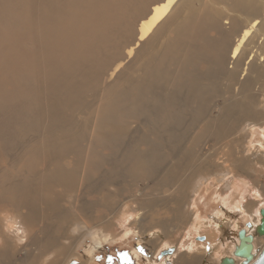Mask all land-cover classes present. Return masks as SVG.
<instances>
[{
    "label": "bare ground",
    "instance_id": "1",
    "mask_svg": "<svg viewBox=\"0 0 264 264\" xmlns=\"http://www.w3.org/2000/svg\"><path fill=\"white\" fill-rule=\"evenodd\" d=\"M28 1L30 3L32 42L37 47L36 63H38V75H40L39 84H37L42 89L40 90L42 91L40 98L42 97L43 100V94L46 92L45 96L51 97L52 100H46V102H51L46 104L43 103L44 101H38L41 118L34 125V128L39 130V135L36 137L35 144L32 143L33 145L28 146V159H25L26 155L23 158L25 163H29L28 176L17 180L11 177L12 174L10 175L9 172L2 173L3 178L5 177L7 180V183L2 186L8 189L12 195L11 199H16L18 203L28 207L25 215L19 217L14 215L13 220L2 219L5 223L2 224L4 227L2 242L4 246H7V254H2L6 262L2 264H7L9 260H12V264H15L13 262L15 260L18 261L16 264H31L30 260L33 258L37 260V256L39 257L42 251L54 249L58 243L56 231L59 225L55 227L57 226H53L55 222H50L52 227H39L38 221L43 213L51 214L52 217L55 215V218L61 216L66 221L73 219L76 209L72 207H69L68 210L61 209L56 195L38 191V188L32 184L34 180H38V183L45 181L49 184L52 183V186L54 184L70 189L73 182L80 178L86 188L97 192L105 185L121 179L123 172L128 173L131 167L142 166L145 170L144 173H148V176L153 178L158 177L164 185L180 180L173 199L174 203L178 205L186 196L189 179L192 180L188 174V176L185 174L182 179H179L180 172H192L194 176L195 170H198L205 163L207 165L210 161L204 162V160V163L201 164L196 159L199 153H191L192 151L187 147L183 148L181 141L190 131L188 122H192L193 124H190L192 126L196 122H204L202 127L209 132L204 130L202 134L208 132V138H210L209 136L218 137L219 140L222 137L225 139V134L228 136L227 132H237L232 130L234 127H229L230 124L227 125L228 123L232 122L233 125L235 122L242 125V122H246L240 129L241 133L245 134L244 132L255 124V122L253 124L245 121L250 118V108L247 106V102L256 97L253 90L256 89L257 92L264 84V0ZM41 2L44 4L42 8L40 7ZM65 29L71 35L72 29H74L73 32L79 30L85 37L79 52L77 50L74 54V50L72 51L68 42L67 44L60 43L68 41V34L65 35L64 33ZM120 35L130 37L128 43L123 47L124 56L121 57L130 58L133 55L137 58L130 64L133 66L130 74L124 76V71L121 69L122 71L117 74L116 82L113 80L114 82L107 84L103 95L106 96L105 100L95 106L96 115L93 114L94 110L92 113L94 117L91 116L93 120L89 121L95 125L90 134L88 132L90 131L88 130L89 125H91L88 123L89 118H83V121L78 122L69 114V111L77 109L79 98L83 92L80 89L78 91L73 90V86L76 84L73 77L76 71L80 72L83 75V80L80 78L83 86L94 85L95 88H100L107 72L112 69L113 73L120 64L115 65V69L110 67L111 64L108 62L110 55L104 53L110 43L119 55ZM73 41L75 42V39ZM74 42L72 43L74 44ZM74 46L77 45L74 44ZM114 54L112 58L115 59ZM201 64H204L203 70L198 68V65ZM126 67L128 68V65H125L124 68ZM119 82H122L120 87L117 86ZM131 91H135L136 94H131ZM236 94L239 95L240 100L238 96L235 97ZM216 96L223 99L222 115L216 122L212 120L210 122V116L206 114L207 107L210 106ZM254 113L256 114V111ZM126 117L138 120L134 130L129 128L128 122L124 124ZM260 130L262 131V138H264V127ZM133 131L134 134L139 133L132 136L130 133L133 134ZM201 135L198 133L195 138L199 139ZM213 139L215 140V138ZM84 141L88 143L84 144ZM230 141H235V139ZM248 145L247 150L254 151L253 154L255 156L260 155L264 161V145L260 142L257 144L249 143ZM98 148L108 149L110 153L102 154ZM168 151L177 153V156L173 157L176 160L175 164L166 160L169 155ZM191 157L193 162L189 164ZM69 158H71L70 165L68 162L70 160H67ZM24 161L21 160V163ZM105 163L110 167L101 170V165ZM19 166L21 167V165ZM37 166H43V169L38 170L39 167L37 168ZM199 171L201 170L199 169ZM92 172L99 173L100 177L97 176L98 179L94 180ZM196 173L198 172L196 171ZM205 179V176L196 178V183L194 181L192 186L193 193L196 194L198 186ZM226 179L223 185L225 190L229 189L231 184L229 176ZM256 191L259 194V191ZM217 195L222 197L220 194ZM253 198L255 199V197ZM258 202L264 201L259 199ZM41 204L45 206L43 211ZM236 204L224 208L217 214L215 213L214 220L209 217L206 219L198 216L196 210L191 208L188 229L192 228V231L198 234L203 231L205 226L211 225L209 223L213 220L215 227L221 233V237H219L218 242L206 245H202L204 241L202 243L197 242L200 245L193 243L187 245L185 256L190 257V264L201 262L203 264L209 255L216 259V261L214 259L215 263L212 264H219L223 256L231 255L233 247L225 248L227 246L225 245L226 242H223L225 235H228L233 227L232 224L234 221L236 222L234 219L239 218L240 215H246L249 218L250 216L247 214H253L252 209L247 204ZM187 207L189 206L186 205L185 208ZM77 213L80 216L87 214L86 207L80 205L77 208ZM186 215L188 214L185 213L184 216ZM25 217L32 228L31 230L28 228V232L36 230L42 236L37 237L35 234L37 232L30 233L28 240L33 248L27 249L26 253L24 252V258L22 256V259L21 257L19 259V257H15L17 248L14 247L18 245V242H21L24 234H26ZM129 219L135 223L139 216L132 212ZM259 219L258 211L257 217L255 216L251 220L244 218L241 226L245 228L246 233H251L254 236L253 252L255 255L258 253L256 250L258 246L256 243V226ZM54 221L58 222L61 219ZM247 221L251 223L249 227L245 225ZM158 222L156 223L158 224ZM58 223L62 225L61 222ZM144 230L148 231V238L154 240L162 238L156 252L165 249L162 248L163 245L174 246L173 255L179 251L180 245L178 246L177 242L173 245V241L170 238L169 240L166 239L160 229H154L151 232H149L150 229L144 228ZM129 231L132 230L129 229ZM135 231L133 229V232ZM163 231L165 232L164 229ZM209 233L212 232L209 231ZM123 234L126 235L127 232ZM169 234L171 233L169 232ZM232 234L234 246L238 242L237 230ZM31 237L37 238L31 240ZM144 239L142 237L140 243H145L146 240ZM218 248L220 251H225L226 254L223 253L222 256H219L220 253L215 254ZM191 252L201 254L197 256ZM183 256L178 257L179 263L173 262V264H187ZM195 257H198L200 262H197ZM235 264H239V261Z\"/></svg>",
    "mask_w": 264,
    "mask_h": 264
},
{
    "label": "rangeland",
    "instance_id": "2",
    "mask_svg": "<svg viewBox=\"0 0 264 264\" xmlns=\"http://www.w3.org/2000/svg\"><path fill=\"white\" fill-rule=\"evenodd\" d=\"M43 6L44 4L41 2L40 7L42 8ZM29 9H30V3L28 0H0V191H1L0 192V264L6 262L3 259L2 254H7V246H4L2 242V236L4 234V227L2 224H5L4 221H2V219L8 218V220H13L14 215H17L18 217L20 215H25L28 208L24 206L25 204L22 205L18 203L16 199L13 198L11 199L12 195L9 193L8 189L2 186L5 185V183H7L6 182L7 180L5 177H4L5 179L3 178L2 173L9 172L10 175L12 174L11 177L17 180L28 176L30 167L28 165L29 163L28 164L25 163L24 160L28 159L27 157L28 146L33 145L32 143L35 144V142L37 141L36 137L39 135V130L37 128L36 129L34 128V125L37 124L39 119L41 118L40 117L41 115L39 114L40 110L38 108V103L41 101L42 102L44 101L43 103L45 104L51 103L48 102L51 99V97L45 96L46 92L43 94V100L42 97L40 98V96H42L41 95L42 91L40 90L42 89L41 86L38 85L39 84L38 79L40 75H38V63H36L37 47L32 42L31 21H30L31 18L29 16ZM73 30L74 29L70 31L72 33L71 35L67 31V29H65L64 33L65 35L68 34L67 35L68 41L60 42V43L67 44L68 42V45L72 47L71 49L72 51L74 50L73 53L75 54L77 50L78 52L79 50H81L82 42L85 39V37L83 36L82 33L79 32V30L77 31L75 29L76 30L75 32H73ZM69 36L70 37L78 36V37L77 38L72 37L71 38L72 41H71ZM74 39L75 42L73 41ZM129 40L130 37H125L122 35L119 36V42L121 43L119 48L120 49L119 55L118 53L115 52V48H113V46H111L110 43L108 48L104 51V53L110 55L109 56L110 60L109 61L107 60L109 64H111L110 67H114L113 69H115V65H117L118 63L120 64L114 70L115 73L114 72L112 73L113 71L112 69H110L107 72V74L104 76L102 80V84L100 85L101 87L99 86L100 88H95L94 85L91 86L86 85V87L83 86L82 84L83 75L77 71L74 74L73 79L76 82V84L73 86L74 87L73 90L78 91L80 89L83 92L81 93L79 102L77 101L78 102L77 109L73 111H69V114H71L74 120H77L78 122L83 121L82 120L83 118H89L90 120L88 119V123L91 125H89L90 129L88 128V130L90 131L88 130L87 131L90 134L95 128V125L89 121L93 120V118L91 117L93 116V114L94 116L96 115L95 106H97L99 103L105 100L106 96L103 95L107 84H111L114 81L116 82L117 74H119L122 70L124 71V76L130 74L132 71L131 67L133 66H130V64L137 58V56L132 55L130 58H126V57L122 58L124 56L122 53V51L124 50L123 47L125 46L126 43H128ZM76 41L79 43L77 44ZM72 42H74V44L79 47L77 46L75 47ZM113 54L114 57H116L115 59L112 58ZM35 65L37 67V71ZM125 65L126 66L128 65V68L127 67L124 68ZM198 68L200 70H203L204 64L198 65ZM119 83L117 84L118 87L121 86L122 82ZM255 90L256 89L253 90V93L256 97H253L252 100H250L249 102H247V100L245 99V101L247 102V106L250 108V109L248 108L250 112L249 113L250 118L253 116L252 120L249 118V120L246 119L245 121H249L250 123L255 122V124L253 123L254 124L253 127H251L250 129L244 132L245 134L241 133L240 129H242L241 128L242 125L246 124V122H242V125L234 122L235 124L233 123L232 125V122L228 120V122L231 123H228L227 125L230 124L229 127L233 126L234 128L232 130H236L237 132H232V131L227 132L228 136L227 134H225L224 137L226 138L224 139L222 137L223 139L220 138V140L218 137H217L218 139L212 136H209L210 138H208L209 131L202 127L204 126V122H199V123L196 122L194 126L190 125L193 124L192 122H188L190 131H188L187 134L185 133L186 135L183 137L181 141L183 148L187 147L190 151H192L191 153L193 152H197V154L199 153L198 154L199 156H197L196 159L197 162H200L201 164H203L204 162H208L209 160L210 161L207 165L205 163L203 166L199 167L201 171H199V169L195 170L193 172L194 176L192 175V172L191 173L190 172L188 173V171H185L184 173L183 171L180 172L179 179H182V177L186 174L185 176L189 175L188 177L190 178L192 177L191 178L192 180L188 178L189 186L187 187L186 190L187 191V193L185 194L186 196L183 197V199L180 201L178 205L174 203L173 199L175 196V189L177 188V185L179 184L180 180L174 181L169 185H164L158 179V177L153 178L151 176H148L149 175L148 173H144L145 170L142 166L131 167L128 173L123 172V174L121 175V179L113 182L114 185L113 183L108 184L107 186L105 185L102 188L103 190L101 189L97 192L86 188L84 186V182L80 180V178H78L76 182L75 181L73 182L70 189L64 186H55L54 184L52 186V183L49 184L45 181L38 183V180H34V183L32 184L33 186L38 188L37 189L38 191L40 190L41 192H47V194L49 195H56L57 201L60 204L61 209L68 210L69 207H72L73 209L76 210L75 213L73 214L72 217L73 219L66 221L62 217L63 222L61 216H56V218L58 217L59 219H61V221H58L59 219L58 218L56 219L55 215L52 217L51 214L50 216L47 213H43L42 215L43 218L41 217L40 220L38 221V226L50 227L52 225L50 222L52 223L55 222L56 224L55 223L53 224V226L57 225L55 227H58L59 225L60 228L58 227V230L56 231L57 232L56 239L58 243L52 251L51 250L42 251L40 253V256L39 257L37 256L38 259L35 260L33 258L32 260H30V263L31 264H154V263L173 264V262L179 263L178 257L183 256L184 254L183 259L184 260L186 259L185 261L187 262V264H190L189 261L190 257L185 256L186 254L185 250L187 245H190L192 243L195 245L197 244L200 245V243H202L203 241L204 243H202V245H206L212 242H218L220 240L219 237H221V233L215 227L216 225L215 222L213 221L215 215L218 212L223 211L224 208H227L228 206L229 207L232 206V204L233 205H235L236 203H237L236 205L247 204L252 209L253 214L252 215L247 214V216H250L249 218L246 217V215L245 216L240 215L241 217L239 216V218L234 219L236 220L237 223L234 221V224H232L234 228L232 227L230 232H228V235H225V241H223L226 242L225 245H227L225 248H228V246H230V248L231 246L233 247L232 233L236 232V230H238V228L243 225L244 218L245 220L246 219L251 220L253 217L255 216L257 217L259 208L262 207L261 205L264 206L263 204L264 202L262 203L258 202L259 199H263L264 201V169H263L264 161L262 157H260V155L255 156V154H253L254 151L247 150L249 143L257 144L260 142L262 145H264V138H262V131L260 130L264 127V84L257 90V92H259L260 94L257 93ZM130 93L133 95L136 94L135 91L133 92L131 91ZM237 96L238 99L240 100L239 95L236 94L235 97ZM46 100L48 101L46 102ZM222 101H223L222 98L216 96L213 102H211L210 106L207 107L206 114L210 116V122L212 121L216 122L217 119L221 118L222 115L221 107L223 104ZM253 111L254 112L256 111V114ZM126 122L129 123V128L131 130H134L135 127H137L138 120H134L131 117H126L124 124H126ZM237 127L239 130L237 129ZM204 130L208 132L202 134V131ZM134 133L135 132L133 131V134L132 132L130 134L133 136L139 132H136V134ZM198 133L202 135L200 136L199 139H196L195 137L196 134ZM88 138L90 139V137ZM213 138H215V140ZM232 139L233 140L235 139V141H230ZM86 142L84 141V144H86ZM244 145L246 146V148ZM98 151L101 152L102 154L110 153L108 149H104V148H98ZM202 154H204L205 156ZM25 155L26 158L23 160ZM176 156H177L176 152H169V155L167 156L166 160L172 164H175L176 160H174L173 157ZM206 157L209 159H204ZM21 160L24 162L21 163ZM67 160H70L68 161L70 165L71 158ZM252 161H256V162L253 163ZM192 162L193 161L191 157V161L189 162V164H191ZM67 163L65 164L68 166ZM238 164L240 165V168ZM19 165H21V167ZM109 167L110 166L105 163L102 164L100 168L101 170H104V169H108ZM37 168L38 170L39 169L41 170V168L43 169V166H37ZM196 171L198 173H196ZM92 173L94 175L93 176L94 180L100 177L99 173L96 172H92ZM195 173L197 176L195 175ZM16 176L17 177L19 176V178H17ZM199 176H205L206 179L202 180L201 184L198 186L197 191L199 192L196 191L195 194L192 191L193 190L192 186L194 185V181L196 183V178H198ZM228 176L230 179V183L233 184L231 185L229 183L230 188L225 190L223 186L225 184L224 180L228 178ZM213 182L215 185L213 184ZM173 184L176 185V187H174ZM244 186L245 188H243ZM231 187L233 188L231 189ZM256 190L259 191V194L257 193ZM239 193L240 194L242 193L241 197L239 196L240 195ZM217 194H220L222 197H218L219 195ZM252 196L255 197L256 200ZM80 205L86 207L87 214L80 216V214L77 213V208ZM186 205H188L189 207L185 208ZM40 206L42 207L41 209L43 211L45 207L44 204H41ZM191 208H194L193 210H196L198 216L206 219H208V217L210 219L211 218L213 219L212 222L209 223L211 225L205 226L202 229L203 231L200 232L201 234L195 233L194 231H192L193 230L192 228L188 229L189 221L191 218L190 212H192ZM180 211L182 214L180 213ZM132 212L136 213L139 216V219L136 220L135 223H132V220L129 219V217L132 216ZM185 213H187L188 215L184 216ZM48 216H50L49 218H51L52 221L51 219L48 218ZM54 220L61 222L62 225ZM155 221L156 222L159 221L158 224ZM24 224L26 226L25 228L27 229V230L25 229L26 234H24V237L22 238L20 243L17 241L18 245L14 247L17 248L15 250V257L16 258L19 257V259L20 257L22 259V256L24 258L27 249L33 248V246L30 244L28 240L30 237L29 234L37 232L35 233L37 237L42 236L41 233L36 230H34L33 232L30 231L28 232V228H30V230L32 228L28 223V219H26V217ZM144 228L148 230L150 229L149 232H151L154 229H160V231L163 232L164 237L166 239L169 240L170 238L173 241L172 243H174L173 245H175V243L177 242V245L178 246L180 245L179 247L181 249L179 248V251L175 255H173L174 254L173 251L172 254L159 256V251L156 252V249L160 245V240L162 238L158 240L148 238L149 236V234L147 235L148 231L144 230ZM129 229H131L132 231H129ZM133 229L136 231L133 232ZM163 229L165 230V232L163 231ZM209 231L212 233L210 234ZM124 232H127V234L124 235L123 234ZM169 232L171 234H169ZM206 233L207 235H205ZM37 237H31V240L32 238H37ZM142 237L145 238L144 239L146 240L145 243L143 242L140 243ZM256 243L258 245L256 250L257 252H259L261 247L264 245V236L259 237L257 235ZM167 246L168 245H163L162 248H166ZM170 247H174V246H170ZM153 249L155 255L154 253L152 254ZM216 251L217 252L215 254L220 253L219 256H222L223 253L226 254L225 251H220L219 248ZM196 252H191V253L196 254L197 256L201 254ZM149 254H151L150 258H149ZM227 254L230 253L227 252ZM197 258L198 257H195L196 261L200 262L199 259ZM214 259L215 258L214 257L212 258V255H209V257L206 258V262L203 261L204 262L203 264H212L213 262L215 263L216 259L215 261ZM13 262L15 264L18 263L17 260ZM201 263H197V264H201ZM7 264H12V260L7 261Z\"/></svg>",
    "mask_w": 264,
    "mask_h": 264
},
{
    "label": "water",
    "instance_id": "3",
    "mask_svg": "<svg viewBox=\"0 0 264 264\" xmlns=\"http://www.w3.org/2000/svg\"><path fill=\"white\" fill-rule=\"evenodd\" d=\"M260 219L256 226V233L258 236L264 235V207L259 209ZM251 223L245 222L246 227H249ZM238 242L234 244L231 251V255L223 256L219 264H235L239 261V264H264V245L259 252L255 255L253 252V239L254 236L251 233H246L244 227H239L237 230ZM174 248L167 247L159 252V256L172 254Z\"/></svg>",
    "mask_w": 264,
    "mask_h": 264
}]
</instances>
